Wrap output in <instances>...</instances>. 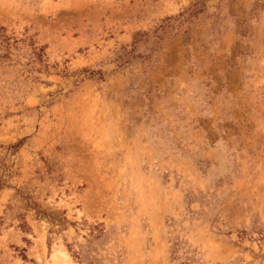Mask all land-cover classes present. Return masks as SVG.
Returning a JSON list of instances; mask_svg holds the SVG:
<instances>
[{
	"label": "rangeland",
	"instance_id": "1",
	"mask_svg": "<svg viewBox=\"0 0 264 264\" xmlns=\"http://www.w3.org/2000/svg\"><path fill=\"white\" fill-rule=\"evenodd\" d=\"M0 28V264H264V0H0Z\"/></svg>",
	"mask_w": 264,
	"mask_h": 264
},
{
	"label": "trees",
	"instance_id": "2",
	"mask_svg": "<svg viewBox=\"0 0 264 264\" xmlns=\"http://www.w3.org/2000/svg\"><path fill=\"white\" fill-rule=\"evenodd\" d=\"M0 42V47L6 49V54L10 53V47L12 44H10V37L7 36L4 28H0Z\"/></svg>",
	"mask_w": 264,
	"mask_h": 264
}]
</instances>
